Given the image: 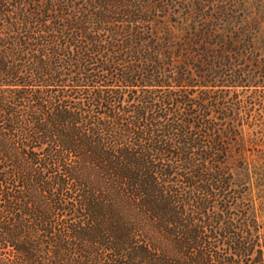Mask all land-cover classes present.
<instances>
[{"label":"trees","instance_id":"16d2710c","mask_svg":"<svg viewBox=\"0 0 264 264\" xmlns=\"http://www.w3.org/2000/svg\"><path fill=\"white\" fill-rule=\"evenodd\" d=\"M263 25L264 0H0L13 261L264 264L256 103L220 95L264 93Z\"/></svg>","mask_w":264,"mask_h":264},{"label":"rangeland","instance_id":"374dc122","mask_svg":"<svg viewBox=\"0 0 264 264\" xmlns=\"http://www.w3.org/2000/svg\"><path fill=\"white\" fill-rule=\"evenodd\" d=\"M264 29V25H263ZM188 90L192 88H187ZM195 88L193 89V92H191L192 95H197L195 92ZM251 91H242V89H229V91L226 92H220L221 96L225 97V100L223 102V105L230 106L239 109L241 111V115L249 114L250 109V103L255 104L254 111L250 112L253 116L250 125H248V117L244 116V126L242 128V136L245 139L244 149H245V157L246 160L250 162L254 161V164L258 166L259 168V174L260 169L262 170V173L264 174V93L263 94H256V95H250ZM240 100V102H238ZM253 106V105H252ZM251 106V107H252ZM245 112V113H244ZM237 152V151H236ZM235 159V158H234ZM238 160V158L236 157ZM253 163V162H252ZM264 177V175H263ZM249 191V190H248ZM250 198L254 199L251 201V204L249 202L244 203V208L251 207H258L260 202L262 201L264 203V179L261 180L259 183V186L256 184V180H254V186H251L250 191ZM222 199V195H220L219 200ZM220 203V202H219ZM243 206V205H242ZM261 212L258 211L259 214L264 211V207L261 208ZM147 237L149 234L152 233L151 229L149 227L146 228ZM110 262L105 259V264H109ZM0 264H32L29 261H13V258L11 256V250L10 248L4 247L0 243ZM111 264V263H110Z\"/></svg>","mask_w":264,"mask_h":264}]
</instances>
